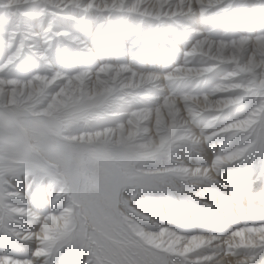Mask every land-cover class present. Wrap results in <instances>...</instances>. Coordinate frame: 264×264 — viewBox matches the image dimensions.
I'll use <instances>...</instances> for the list:
<instances>
[{"label":"snow or ice","instance_id":"1","mask_svg":"<svg viewBox=\"0 0 264 264\" xmlns=\"http://www.w3.org/2000/svg\"><path fill=\"white\" fill-rule=\"evenodd\" d=\"M0 46V264H53L65 249L73 264L264 252V224L222 241L150 232L121 197L172 178L210 181L236 162L264 172V0H0ZM169 50L181 59L166 70L134 63ZM214 142L210 167L176 159ZM165 159L176 166L136 167ZM38 197L39 210L29 207ZM25 220L39 231L23 230ZM33 241L29 255L12 251Z\"/></svg>","mask_w":264,"mask_h":264},{"label":"rangeland","instance_id":"2","mask_svg":"<svg viewBox=\"0 0 264 264\" xmlns=\"http://www.w3.org/2000/svg\"><path fill=\"white\" fill-rule=\"evenodd\" d=\"M183 47L184 45H181V48ZM2 52H3V47L0 46V53ZM124 59L130 60L131 57L125 55ZM180 59L181 57L179 56V54L173 53L171 50H169L163 56L154 54L152 57H149L142 53L137 58V61H135L134 63H139L140 61H142L143 65L145 67H148L150 66L149 64L151 62L154 64L157 70L163 71L166 70L167 66H172L175 63L179 62ZM80 60L83 61V64L81 66L88 68L94 67V62L87 59L86 57H80ZM194 86H195V82H192L188 85V87H194ZM198 90L204 91L205 86L201 84ZM204 151L210 153L212 158H215L220 151L219 144L215 142L212 144H205L201 147L198 153H188L186 151H181L178 153L176 159L179 163H182L183 166L185 167H189V168L207 167L209 161L203 156L202 152ZM173 166H176L174 162L165 159V160H155L148 162L143 169L161 170L163 168L173 167ZM223 175L224 177H226V180H228V182L231 184H227L228 182H224L223 180L222 181L224 183H219V179L220 177H223ZM217 176H218L217 178H219L217 180H213V181L204 180L203 186L205 187L202 188L199 186L202 183H197V181L188 182L180 178H172L171 179L172 183L164 184L160 186L161 188H165V189L168 186L170 191L169 193L172 195V197L169 198L170 200L166 198V195L161 194L158 188L154 190H149L153 192V194H147L146 191H138L132 188L130 190V188H127L121 193V197L129 202L128 206L131 209H133L135 213H139V216H133V219H135L138 223H140V225L144 229H146V231H149L151 228L153 229L155 224L157 222L159 223L158 220L159 218H161V216H163L162 211H164L162 207H165L166 208L165 216L170 219L173 218L172 222L174 223L177 229L180 228L182 229L191 220L193 221L192 225L193 227H195L196 230L200 232H205L206 228L203 227H205L206 225L210 224L211 226H213L212 228H214L215 226L214 216H212L213 212L210 211V207L202 203V200L205 201L206 198H208L207 196L210 197L208 198V200L210 199L213 203H218L220 209H228L233 206L232 204L237 206H239L241 203L244 204L246 201L245 198L248 196L249 198H253V197L257 198L259 196H264V172H262L261 169L255 166L254 164H251L249 162H236L231 165H225L221 167L220 170H218ZM245 179L247 181V184L250 182L251 185L250 187L248 188L245 187V189L241 190L239 185L241 181ZM254 179L255 181H253ZM21 182L19 188L26 189V182L25 181H21ZM222 188L223 189L227 188L226 190L230 188V190H228L229 193L224 192ZM123 195H125L126 197H123ZM178 195L179 197H177ZM45 196L46 195H44V197ZM150 198L154 200L147 202L151 200ZM27 199H28V193L26 195V200ZM136 199L138 200V202ZM35 203H36L35 205H39L40 198ZM141 204L144 206L151 204L150 210L153 211V213L145 212V210L142 209L143 207L140 206ZM159 214L160 217L158 216ZM143 215H148L149 218L145 219ZM245 217L246 214L243 212L241 214L242 220ZM38 230H39V226H37L34 231H38ZM155 231L157 230L154 229V232ZM33 243L35 242L33 241ZM28 248L30 247L26 246V248L25 247L23 248L21 244L16 243L13 245L12 251L18 252L20 250L22 253L24 252L26 253V255H29L27 251ZM207 249L209 248L203 250H207ZM203 250H201L200 253L201 255H203ZM240 252L241 254H250V256L256 254L255 255L256 259L250 261V264H264V252H261L259 249H256L255 253L249 252L248 250H241ZM74 255L75 254L71 250L65 249L60 254H58L53 258V264H73ZM84 258H86V256L81 254V256L78 259H84ZM44 259L45 258H40L39 260L36 261V264H44L43 262ZM178 264H179V260H178ZM234 264H238V263H234Z\"/></svg>","mask_w":264,"mask_h":264},{"label":"bare ground","instance_id":"3","mask_svg":"<svg viewBox=\"0 0 264 264\" xmlns=\"http://www.w3.org/2000/svg\"><path fill=\"white\" fill-rule=\"evenodd\" d=\"M171 62H172V60H171ZM146 66H147V64H146ZM161 69H162V67H161ZM202 154L209 161L207 167H210L214 158H212L210 153H208V152L204 151V152H202ZM228 165H231V164H228ZM201 168H206V167H201ZM217 175H218V171L213 172L211 174V181L219 179V178H217L218 177ZM222 180L224 182H228V180H226V177H224V175H223V177H220L219 183H224ZM253 181H255V179ZM253 181H251V182H253ZM170 183H172V180L168 181L166 184H170ZM197 183H202L201 185H199L201 188L205 187V186H203L204 181H197ZM227 184H231V183L228 182ZM250 185H251V183L249 182L247 184V181L245 179V180L241 181L239 187L241 188V190H243V189H245V187L246 188L250 187ZM226 189L227 188L223 189V191L229 193L228 190H230V188H228V190H226ZM19 190H22L21 192L25 193V200H26V195H27L26 189L19 188ZM130 190H131V188H130ZM158 190L161 192V194L166 195L167 199L172 197V195L169 193L170 191H169L168 186L166 189L158 187ZM146 193L147 194H153V192H151L149 190L146 191ZM44 195H46L44 197V199H45V205L44 206L47 207L48 205H47L46 201L49 200L50 197H48L47 193H45ZM123 197H126V196L123 195ZM177 197H179V195ZM207 197L210 198L209 196H207ZM208 198H206L205 201L202 200V203L204 205H207L208 207H210V211L213 212L212 216H214V224H215L214 228H212L213 226L208 224L205 227H203V228H206L205 232H200V231L196 230L195 227H193V225H192L193 221L190 220V222L188 224H186V226H184L182 229L181 228L177 229L176 226L174 225V223L172 222L173 218L172 219L167 218L165 216L166 208L162 207V209L164 210V211H162L163 216H161V218H159V220H158L159 223L157 222L155 224L154 228L153 229L151 228L149 231L154 232V229H156L157 231H155V232H158L161 228H167L169 230L175 231L176 233H178L180 235H184V236H191V235H201L204 237L215 236V237H219L220 240L222 241L223 239L227 238V236L232 231L236 230L237 228L244 227V226H254V225L264 224V196H259L257 198L256 197L249 198V196H248L245 198L246 201L244 204L241 203L239 206L232 204L233 206L228 208V209H220V206L218 205V203H213L210 199L208 200ZM152 200H154V199H151L147 202H150ZM137 202H138V200H137ZM151 204H148L146 206L141 204L140 206L143 207L142 209H144L145 212L153 213V211L150 210ZM28 206L29 207H36L37 205L30 203V204H28ZM36 210H39V208L36 207ZM243 212L246 214V217L242 220L241 214ZM158 216L160 217V214ZM199 216H201V215H199ZM143 217L149 218L148 215H143ZM37 226L38 225H33L29 221H23V230H25V231H28V230L34 231ZM195 231H196V233H195ZM217 243H219V241H217ZM21 246L23 248L24 247L26 248L25 245H21ZM28 246L34 250L35 243L29 242L27 244V247ZM215 251H216L215 248H209L207 250H203V255H212L213 252H215ZM17 253H19L21 255H26V253H24V252L22 253L20 250ZM254 255H256V254H254ZM249 256H250V254H241V252L236 256H228V257H224L220 254H217L215 257L214 264H234V263H238L241 260L247 259Z\"/></svg>","mask_w":264,"mask_h":264},{"label":"clouds","instance_id":"4","mask_svg":"<svg viewBox=\"0 0 264 264\" xmlns=\"http://www.w3.org/2000/svg\"><path fill=\"white\" fill-rule=\"evenodd\" d=\"M148 162H141L136 165L137 169H143ZM129 207V206H128Z\"/></svg>","mask_w":264,"mask_h":264}]
</instances>
